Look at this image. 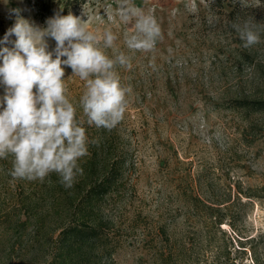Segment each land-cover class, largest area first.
I'll list each match as a JSON object with an SVG mask.
<instances>
[{
  "label": "rangeland",
  "instance_id": "1",
  "mask_svg": "<svg viewBox=\"0 0 264 264\" xmlns=\"http://www.w3.org/2000/svg\"><path fill=\"white\" fill-rule=\"evenodd\" d=\"M134 3L161 25L164 38L154 52L126 48L123 34L133 25L107 14L116 0H89L71 12L83 13L93 31L111 27L119 39L109 55L124 51L131 57V69H118L121 82L133 89L125 118L111 132L85 125L90 140L104 138L81 161L84 168L97 152L98 162L111 163L107 172L118 160L102 202L120 239L113 264H264V195L242 194L264 184V110L234 104L264 96V32L259 44L244 48L231 28L249 18L264 28V0H245L244 7L239 0ZM16 8L46 27L48 18H39L30 0H0V40L14 24L10 9ZM49 44L51 50L55 42ZM66 85L83 119V82L72 76ZM11 167V157L0 160V264H39L66 218L61 205H50L58 177L14 181ZM72 189L62 186L55 195ZM199 197L222 207L231 198L227 210H212L223 220L219 226ZM16 220H25L24 227Z\"/></svg>",
  "mask_w": 264,
  "mask_h": 264
},
{
  "label": "clouds",
  "instance_id": "2",
  "mask_svg": "<svg viewBox=\"0 0 264 264\" xmlns=\"http://www.w3.org/2000/svg\"><path fill=\"white\" fill-rule=\"evenodd\" d=\"M239 2L245 6V0ZM21 11L10 9L15 22L0 40V160L11 157L8 175L14 181L44 183L55 174L70 190L84 175L81 161L90 145H100L98 138L89 139L85 125L111 132L125 118L133 89L121 82L118 69H131V57L124 51L109 55L118 35L111 27L93 31L83 13L56 14L41 27ZM107 14L133 25L123 34L129 52H154L164 38L156 16L134 0H116ZM231 28L244 48L259 44L264 32L254 18ZM49 41L55 42L51 50ZM72 76L83 82L78 99L83 119L67 95Z\"/></svg>",
  "mask_w": 264,
  "mask_h": 264
},
{
  "label": "trees",
  "instance_id": "3",
  "mask_svg": "<svg viewBox=\"0 0 264 264\" xmlns=\"http://www.w3.org/2000/svg\"><path fill=\"white\" fill-rule=\"evenodd\" d=\"M36 15L41 18H50L56 14L67 15L69 12L78 10L89 0H30ZM3 33V22L0 19V35ZM234 104L244 110H264V96L258 98H237ZM104 138L101 136L100 140ZM97 152H94L88 164L83 168L84 175L80 182L71 192L64 195H55V189H62L57 181L52 187L50 205L53 209L61 205L66 215L65 222L60 224L55 237L44 252L39 264H113L114 254L120 245L118 234L113 230L114 220L104 212L103 199L107 197L109 188L115 181L116 165L118 160H112V167L107 172L109 162L103 159L96 160ZM107 161V162H106ZM99 165H101L99 167ZM86 170V171H85ZM104 171L105 173H103ZM86 172V173H85ZM96 174V177H94ZM94 177V178H93ZM91 179H94L92 181ZM50 191V190H49ZM45 193L48 191L45 189ZM242 193V192H241ZM245 197H256L264 195V184L249 187L244 191ZM238 198V197H237ZM231 198L226 199L223 207L207 203L199 197V205L207 209L211 223L219 226L223 220L212 214V210H227ZM242 203V200L239 199ZM210 202V201H209ZM214 203V202H213ZM31 205V204H30ZM18 226L24 227L26 223L19 221Z\"/></svg>",
  "mask_w": 264,
  "mask_h": 264
}]
</instances>
